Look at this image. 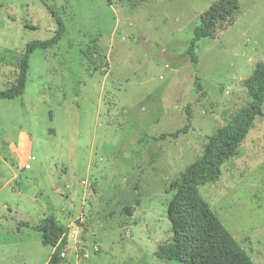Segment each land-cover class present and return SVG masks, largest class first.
Instances as JSON below:
<instances>
[{
    "label": "rangeland",
    "instance_id": "obj_1",
    "mask_svg": "<svg viewBox=\"0 0 264 264\" xmlns=\"http://www.w3.org/2000/svg\"><path fill=\"white\" fill-rule=\"evenodd\" d=\"M219 0H0V89L32 40L67 32L30 58L23 96L0 99V264H48L33 229L54 215L69 234L59 264H191L157 256L173 239L175 184L206 137L250 101L264 64V0L184 53ZM202 80L206 95L195 86ZM186 136L153 140L186 122ZM256 264H264V105L220 177L200 188ZM226 264H236L227 260Z\"/></svg>",
    "mask_w": 264,
    "mask_h": 264
},
{
    "label": "trees",
    "instance_id": "obj_2",
    "mask_svg": "<svg viewBox=\"0 0 264 264\" xmlns=\"http://www.w3.org/2000/svg\"><path fill=\"white\" fill-rule=\"evenodd\" d=\"M240 10L239 0H219L203 15L202 22L194 28V37L184 55L197 65L198 42L208 38L226 21L234 19ZM57 28L55 35L46 40H32L27 43L18 63L16 83L6 90L0 89V99H14L24 95L30 68L31 55L37 50H46L58 44L67 32L62 17L53 11ZM195 86L202 96L206 90L199 76ZM249 103L232 115L226 127L206 137L203 153L189 165L182 174L181 181L175 184L176 194L168 205V217L172 225L173 239L161 245L156 254L168 261L191 264H226L233 260L236 264H256L246 249L216 216L203 198L200 188L217 180L222 173V165L237 154L255 119L263 114L264 105V64H258L254 73L246 81ZM186 124L170 133L151 136L153 140L167 137L174 139L186 136L193 129L192 105L186 106ZM43 236L42 243L54 248L48 264H59L61 255L69 244L67 229L54 215H49L33 226Z\"/></svg>",
    "mask_w": 264,
    "mask_h": 264
},
{
    "label": "built area",
    "instance_id": "obj_3",
    "mask_svg": "<svg viewBox=\"0 0 264 264\" xmlns=\"http://www.w3.org/2000/svg\"><path fill=\"white\" fill-rule=\"evenodd\" d=\"M63 257H65L66 256V253L65 252H62V254H61Z\"/></svg>",
    "mask_w": 264,
    "mask_h": 264
}]
</instances>
